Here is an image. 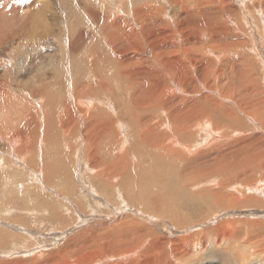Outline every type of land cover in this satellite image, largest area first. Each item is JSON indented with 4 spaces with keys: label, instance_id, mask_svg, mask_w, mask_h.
Here are the masks:
<instances>
[{
    "label": "rangeland",
    "instance_id": "1",
    "mask_svg": "<svg viewBox=\"0 0 264 264\" xmlns=\"http://www.w3.org/2000/svg\"><path fill=\"white\" fill-rule=\"evenodd\" d=\"M115 1L0 0V264H135L137 254H152L153 244L134 248L137 234L118 233L130 220L142 225L137 233L164 247L163 264H185L175 258L174 240L178 247L201 244L203 256L188 251L201 263L264 261V249H254L264 246V0ZM125 33L130 36L123 42ZM147 93L154 97L151 106L166 105L161 112L169 113V123L165 113L151 112L157 105L147 112L136 106ZM145 114L153 116L149 124L165 123L142 133ZM189 133V141L174 146L180 153H149L148 144L166 148L172 137ZM112 167L117 176L105 184ZM215 171L208 179L196 177ZM194 179L193 191L208 188L240 202L180 213L181 228L156 214L150 220L139 215L146 203L154 204L148 193L160 190L162 198L167 184L176 188Z\"/></svg>",
    "mask_w": 264,
    "mask_h": 264
},
{
    "label": "bare ground",
    "instance_id": "2",
    "mask_svg": "<svg viewBox=\"0 0 264 264\" xmlns=\"http://www.w3.org/2000/svg\"><path fill=\"white\" fill-rule=\"evenodd\" d=\"M8 1V0H7ZM105 1V0H104ZM111 1V0H110ZM115 1V0H114ZM130 1V0H129ZM137 1V0H136ZM150 1H153L154 2V0H148V2H150ZM160 1V0H159ZM116 2V1H115ZM133 2V1H132ZM141 2V1H140ZM143 2H145V1H143ZM139 3V2H138ZM19 4H21L20 2H19ZM130 4H132V3H130ZM125 5H126V3H125ZM133 5V4H132ZM5 6H7V5H5ZM5 6H4V8H5ZM24 6H26V5H24ZM36 6V5H35ZM78 6V5H77ZM145 6V5H144ZM260 6V5H259ZM88 7V6H87ZM93 7V6H92ZM137 7H139V6H137ZM34 8V7H33ZM86 8V7H85ZM99 8V7H98ZM124 8V7H123ZM125 8H127V7H125ZM14 9H16V8H14ZM28 9V8H27ZM39 9V8H38ZM79 9V8H78ZM90 9V8H89ZM100 9V8H99ZM1 11V10H0ZM12 11V10H11ZM20 11V10H19ZM27 11V10H26ZM160 11H162V10H160ZM159 11V12H160ZM258 11H260V10H258ZM9 12V11H8ZM125 12V11H124ZM2 13V12H1ZM9 14H10V12H9ZM83 14H85V13H83ZM121 14H123V13H121ZM152 14H154V13H152ZM158 14V13H157ZM157 14H155V15H157ZM5 15V14H4ZM7 15H8V13H7ZM65 15V14H64ZM96 15V14H95ZM125 15V14H124ZM85 16V15H84ZM123 16V15H122ZM3 17V16H2ZM2 17H1V19H2ZM5 17V16H4ZM7 17V16H6ZM32 17H34V16H32ZM150 17V16H149ZM151 17H153V16H151ZM150 17V18H151ZM77 18H78V15H77ZM105 18V17H104ZM64 19V18H63ZM99 19V18H98ZM79 20V19H78ZM99 20H102V19H99ZM129 20V19H128ZM136 20V19H135ZM229 20V19H228ZM65 21V20H64ZM92 21V20H91ZM96 21V20H95ZM132 21V20H131ZM102 24V23H101ZM114 24V23H113ZM147 24H148V22H147ZM92 25H95V24H92ZM83 25L81 24V27H82ZM107 26V25H106ZM109 26H115V25H109ZM85 27V26H84ZM87 27V26H86ZM71 28H72V26H71ZM88 28V27H87ZM112 28V27H111ZM110 27H109V29H111ZM82 29H85V28H83L82 27ZM35 30H37L36 28L34 29V31ZM48 30V29H47ZM74 30V29H73ZM88 30H89V28H88ZM112 30V29H111ZM87 31V30H86ZM129 31V30H128ZM74 32V31H73ZM37 33V32H36ZM75 33V32H74ZM76 34V33H75ZM74 34V35H75ZM80 34H81V32H80ZM90 34V33H89ZM92 34H93V32H92ZM86 35V34H85ZM88 35V34H87ZM119 35V34H118ZM123 36H124V40H123V42H125V40H127L128 39V37L130 36L129 34H127V33H125V34H122ZM132 35V34H131ZM95 36V35H94ZM136 36V35H135ZM134 37V36H133ZM90 38V37H89ZM93 38H95V37H93ZM93 38H91V39H93ZM97 38V37H96ZM131 39V38H130ZM129 39V40H130ZM134 39V38H133ZM80 40V39H79ZM87 40H88V36H87ZM85 41V40H84ZM94 41H96V40H94ZM103 42V41H102ZM108 42V41H107ZM106 42V43H107ZM125 44V43H124ZM62 45V44H61ZM63 46V45H62ZM81 46V45H80ZM87 46V45H86ZM95 46V45H94ZM102 46V45H101ZM107 46H109V45H106V47ZM125 46V45H124ZM96 47H99V46H96ZM103 47V46H102ZM82 48V47H81ZM95 48V47H94ZM98 50V49H97ZM100 50V49H99ZM112 50H113V48H112ZM88 52H91V51H88ZM92 52H94V51H92ZM107 52H109V51H107ZM39 54V53H38ZM64 54V53H63ZM95 55V54H94ZM101 55V54H100ZM106 55H109V54H106ZM110 56H112L111 54H110ZM114 56V55H113ZM157 56V55H156ZM81 57V56H80ZM96 57V56H95ZM105 57V56H104ZM154 57V56H153ZM106 58V57H105ZM112 59H115L114 57L112 58ZM152 60V59H151ZM82 61V60H81ZM153 61V60H152ZM221 61H223V60H221ZM97 62V61H96ZM107 62V61H106ZM24 63V62H23ZM29 63H31L30 61H29ZM33 63V62H32ZM101 63H102V61H101ZM109 63V62H108ZM157 63V62H156ZM156 63H155V65H156ZM223 63V62H222ZM230 63V62H229ZM84 64H85V67H86V69H87V67H90L91 65H90V63L89 62H87V61H84ZM47 65V64H46ZM58 65V64H57ZM56 65V66H57ZM120 65V64H119ZM154 65V66H155ZM32 66V65H31ZM43 67H45L44 65H42ZM121 66H122V62H121ZM161 66V65H160ZM43 67H41V68H43ZM28 68H29V66H28ZM38 68H39V66H38ZM30 69V68H29ZM55 69V68H54ZM67 69V68H66ZM93 69H94V67H93ZM107 69V68H106ZM38 71V70H37ZM64 71V70H63ZM83 71V70H82ZM93 71V70H92ZM99 71V70H98ZM37 73V72H36ZM49 73V72H48ZM91 73V72H90ZM34 74V73H33ZM82 74V73H81ZM164 74H165V69H164ZM168 74L170 75V73L168 72ZM8 75V74H7ZM42 75V74H41ZM51 75V74H50ZM66 75H67V73H66ZM166 75V74H165ZM164 75V77L166 78V76ZM173 75V74H172ZM59 76V75H58ZM70 76V75H69ZM141 76H143L142 74H141ZM62 76H60V78H61ZM67 77V76H66ZM81 77V76H80ZM144 77V79L145 80H147L146 78H145V76H143ZM178 77V76H177ZM33 78V77H32ZM35 78H39V77H35ZM41 78V77H40ZM50 78V77H49ZM54 77H52V79H53ZM72 78V77H71ZM165 78H163L162 77V79H165ZM31 79V78H30ZM48 79V78H47ZM58 79V78H57ZM56 79V80H57ZM82 79V78H81ZM85 79V78H84ZM177 79V78H176ZM67 80V79H66ZM97 80V79H96ZM143 80V79H142ZM39 81V80H38ZM92 81H93V79H92ZM166 81H168V78H167V80ZM59 82V81H58ZM84 82V81H83ZM85 83H87V82H85ZM88 84V83H87ZM86 84V85H87ZM44 85V84H43ZM46 85V84H45ZM48 85V84H47ZM90 85V84H89ZM1 86H2V84H1ZM5 86V85H4ZM49 86V85H48ZM173 86H175V85H173ZM44 87V86H43ZM50 87V86H49ZM52 88V87H51ZM76 88V87H75ZM135 88V87H134ZM142 88V87H141ZM1 89V88H0ZM5 89V88H4ZM91 89H93V88H91ZM34 90V89H33ZM80 90V89H79ZM82 90V89H81ZM80 90V91H81ZM54 91V90H53ZM68 91V90H67ZM75 91V90H74ZM93 91H95V89L93 90ZM145 91V90H144ZM40 92V91H39ZM86 92V91H85ZM142 92V91H141ZM4 93H6V92H4ZM33 94H34V92H32ZM42 93V92H41ZM48 93V92H47ZM76 93V92H75ZM138 93V92H137ZM30 94V93H29ZM128 94V93H127ZM146 94V93H145ZM154 94V93H153ZM25 95V94H24ZM45 95V94H44ZM79 95V94H78ZM6 96V95H5ZM81 96V95H80ZM154 96H155V94H154ZM75 97V96H74ZM25 98V97H24ZM30 98V97H29ZM69 98V97H68ZM153 95L152 94H149L148 95V93H147V95H145V96H141V97H139L138 98V105H136V106H138L139 108H140V110L141 111H143V110H145L146 108H148V109H146L145 111L147 112V111H151L152 109L150 108V107H153V106H156L159 102L157 101V103H156V101H153V106H151V102H152V100H153ZM70 99V98H69ZM86 99V98H85ZM24 100V99H23ZM81 101V100H80ZM29 102V101H28ZM33 102V101H32ZM31 102V103H32ZM163 102V101H162ZM34 103V102H33ZM36 104V103H35ZM32 105V106H36V105ZM2 105V104H1ZM86 105V104H85ZM106 105V104H105ZM104 105V106H105ZM4 106V105H3ZM37 106H38V104H37ZM147 106H150V107H147ZM23 107V106H22ZM40 107H41V105H40ZM64 107V106H63ZM90 107V106H89ZM163 107H166V105L165 106H163V103H160L159 105H157V107H153V111H151L153 114H154V109L155 110H160V112H161V110H164L163 109ZM21 108V107H20ZM42 108V107H41ZM70 108H71V106H70ZM92 108H94V107H92ZM38 109V108H37ZM83 109H84V107H83ZM88 109V108H87ZM106 109V108H105ZM27 110H28V108H27ZM69 110V109H68ZM92 110V109H91ZM90 110V111H91ZM94 110V109H93ZM108 110H109V108H108ZM2 111V110H1ZM41 111H42V109H41ZM66 111H67V109H66ZM69 113H70V111H68ZM93 112V111H92ZM139 111H137V113H138ZM156 112V111H155ZM159 112V111H158ZM104 113V112H103ZM161 113H165V119H166V121L163 119V120H161V121H159V122H157V124L156 125H152L151 123L149 124V122L150 121H152L151 119L153 118V116L152 115H149L148 116V114H145L147 117L144 119V123H143V126H144V132H142V133H145L146 134V132H147V129H149L151 126H152V128H155V127H158V126H162V123H165V122H167V123H169V121H168V117H169V113L168 112H166V110H165V112L163 111V112H161ZM106 114V113H105ZM109 114V113H108ZM142 114V113H141ZM231 114V113H230ZM89 115V114H88ZM91 115V114H90ZM113 115V114H112ZM132 115V114H131ZM138 115H139V113H138ZM143 115V114H142ZM162 115H164V114H162ZM84 117H85V115H83ZM107 116V115H106ZM117 116H119V115H117ZM126 116V114L123 116V117H125ZM135 116V115H134ZM45 117H47V115L45 116ZM45 117H43V119L44 120H42V121H47L46 119H45ZM84 117H82V118H80V119H83ZM107 117H110V116H107ZM106 117V119L107 120H109L108 118ZM115 117V116H114ZM120 117V116H119ZM129 117V116H128ZM48 118H50V117H48ZM111 118V117H110ZM136 118V117H135ZM41 119V118H40ZM61 119V125H63V124H65V121H66V118L65 117H61L60 118ZM89 119V118H88ZM93 119V118H92ZM94 119H96V118H94ZM93 119V120H94ZM102 119V118H101ZM112 119H114V118H112ZM116 119V118H115ZM119 119V118H118ZM131 119V118H130ZM49 120H51V119H49ZM97 120V119H96ZM99 120V119H98ZM111 120V119H110ZM122 120V119H121ZM124 120H126V119H124ZM41 121V122H42ZM60 121V120H59ZM78 121V120H77ZM100 121H102V120H100ZM106 121V120H105ZM131 121V120H130ZM143 121V120H142ZM141 121V122H142ZM163 121H165V122H163ZM53 122L54 121H52V124H53ZM88 122H92V121H87V123ZM108 122V121H107ZM135 122V121H134ZM140 122V123H141ZM38 123V122H37ZM36 123V125H38ZM43 123H45V122H42V124ZM48 123V122H47ZM50 123H51V121H50ZM55 123V125H57L56 124V122H54ZM79 123V122H78ZM96 122H92V124L94 125ZM100 123V122H99ZM117 123V122H116ZM59 124H60V122H59ZM73 124H75V122L73 123ZM82 124H83V122H82ZM84 124H86V123H84ZM91 124V125H92ZM112 124H114V123H112ZM121 124V123H120ZM132 124V123H131ZM135 124V123H134ZM30 125V124H29ZM33 125V126H32ZM32 125H30L32 128L35 126L34 125V123L32 124ZM46 125V124H45ZM51 125V124H50ZM76 126H77V124H75ZM74 125V126H75ZM88 125V124H87ZM1 126V125H0ZM48 126V125H47ZM52 126H54V125H52ZM73 126V127H74ZM75 126V127H76ZM86 126V125H85ZM135 126V125H134ZM168 126H169V124H168ZM208 126V125H207ZM50 127V126H49ZM55 127H57V126H55ZM93 128H97L96 126L94 127V126H92ZM103 127H106V126H103ZM136 127H138L137 125L135 126V128ZM35 128V127H34ZM33 128V130H35ZM45 128H47V127H45ZM58 128V127H57ZM60 128V127H59ZM58 128V129H59ZM93 128H91V129H93ZM99 128H101L100 126H99ZM98 128V129H99ZM108 128H110V126H108ZM139 128V127H138ZM169 128H171V125H170V127ZM206 128H209V127H206ZM3 129V128H2ZM41 129V128H40ZM56 129V128H55ZM54 129V130H55ZM62 129V128H61ZM73 129V128H72ZM71 129V130H72ZM74 129H76V128H74ZM80 128H78V130H79ZM83 129H85V128H83ZM119 129H121V128H119ZM118 129V130H119ZM28 130H30V128L28 129L27 128V131ZM33 130H31V131H33ZM101 129H99V131H100ZM121 130H123V129H121ZM120 130V131H121ZM204 130H206V129H204ZM203 130V131H204ZM26 130H23L22 131V134H27V131L25 132ZM50 131H52L53 132V130H50ZM58 131V130H57ZM75 131V130H74ZM77 131V130H76ZM93 131H94V129H93ZM137 131H139V129H137ZM47 132V131H46ZM49 132V131H48ZM59 132V131H58ZM72 132H73V130H72ZM107 132V131H106ZM132 132V131H131ZM205 132H208V131H205ZM36 133H37V131H36ZM59 133H62V132H59ZM67 133H70L71 134V131H69V132H67ZM102 133V132H101ZM107 133H110V132H107ZM135 133V132H134ZM136 133H139V132H136ZM209 134H210V132H208ZM39 134V133H38ZM112 134V133H111ZM192 133H189V134H186V135H183V136H179L178 138H176V137H172L173 138V140L172 141H168L169 142V144H168V146L166 147V148H164L163 146H161V144H148V147H149V150L151 151H149V153L151 154L152 152H154L155 153V155L153 156V157H156L157 155H161L162 157L163 156H168V157H171V152L172 153H177V152H179V151H177V150H175L174 149V146H176L179 142H181V141H189L191 138H192V136H193V134L191 135ZM34 135V134H33ZM41 135H44V137H45V135L47 136V134H41ZM119 135V134H118ZM122 135V134H121ZM130 135V134H129ZM5 136V135H4ZM36 136V135H35ZM38 136V135H37ZM36 136V137H37ZM62 136V135H61ZM69 136H74V135H68V137ZM78 137H80V135H77ZM82 136H84V135H82ZM103 137H104V135H102ZM107 136V135H106ZM112 136H115V135H112ZM134 136V135H133ZM140 136V135H139ZM143 136V135H142ZM141 136V137H142ZM102 137V138H103ZM108 137V136H107ZM106 137V138H107ZM140 137V138H141ZM63 138V137H62ZM70 138V137H69ZM81 138V137H80ZM105 138V137H104ZM109 138V137H108ZM137 138V137H136ZM5 139V138H4ZM15 139V138H14ZM25 139V138H24ZM34 139V138H33ZM68 139V138H67ZM98 139H100V138H98ZM111 139H113V138H111ZM125 138H123V140H124ZM32 140V139H31ZM35 140V139H34ZM45 140H47V139H45ZM44 140V141H45ZM108 141L110 140V139H107ZM135 140H139V139H135ZM134 140V141H135ZM37 141V140H36ZM112 141V140H111ZM122 141V140H121ZM150 140L149 139H147V142H149ZM2 142V141H1ZM8 141H6V143H7ZM33 142V141H32ZM99 142H101V141H99ZM113 142H114V140H113ZM115 142H117V141H115ZM120 142V141H119ZM127 142H128V140H127ZM127 142H126V144H127ZM139 141H137V143H138ZM42 143H43V140H42ZM88 143V142H87ZM111 143V142H110ZM189 143H191V142H189ZM4 144V143H3ZM3 144H0V146L1 145H3ZM9 144V143H8ZM11 144V143H10ZM35 144V147H36V143H34ZM48 144V143H47ZM97 144H98V142H97ZM108 144V143H107ZM123 144V143H122ZM44 145H46L45 143H44ZM93 145V144H92ZM98 145H100L101 147H102V145L101 144H98ZM97 145V146H98ZM105 145V144H104ZM103 145V146H104ZM114 147L116 146V143L114 144H112ZM120 145V144H119ZM137 145V144H136ZM139 145V144H138ZM184 145V144H183ZM189 145V144H188ZM27 146V145H26ZM29 146V145H28ZM41 146V145H40ZM86 146V145H85ZM93 146H95V145H93ZM92 146V147H93ZM99 146V148H101ZM109 146V145H108ZM107 146V147H108ZM121 146H124V145H121ZM127 146V145H126ZM145 147L147 146V145H144ZM181 146H182V144H181ZM187 146V145H186ZM73 147V146H72ZM75 147H77V146H75ZM161 147H162V150L163 151H161ZM22 148V147H21ZM24 148V147H23ZM26 149H27V147H25ZM31 148V147H30ZM97 149H98V147H96ZM95 148V149H96ZM117 148V147H116ZM124 148H125V146H124ZM123 147H122V149H124ZM90 149V148H89ZM94 149V150H95ZM109 149H111V148H109ZM28 150H30V149H28ZM33 150V149H32ZM125 150V149H124ZM152 150H154V151H152ZM90 151H91V153H93L92 152V150H89V153H90ZM98 151V150H97ZM165 152V154H161V152ZM55 152V151H54ZM83 152V151H82ZM88 152V151H87ZM95 153V152H94ZM123 153V155L120 157L121 158V160H125V154H124V152L123 151H121V154ZM180 153V152H179ZM37 155V154H36ZM35 155V156H36ZM94 155V154H93ZM92 154H91V156H93ZM88 156V155H87ZM112 156V155H111ZM37 157V156H36ZM84 157H85V154H84ZM97 157V156H96ZM167 157V158H168ZM64 158V157H63ZM98 159H99V157H97ZM28 159H30V158H28ZM71 159V158H70ZM90 159H92L93 160V158H90ZM31 160V159H30ZM60 160V159H59ZM97 160V159H96ZM108 160V159H107ZM169 160V159H168ZM65 161V160H64ZM64 161H59V162H64ZM90 161V160H89ZM93 161H95V159L93 160ZM93 161H92V165L94 166V164H96V165H98L97 163H101V161H99V160H97V161H99V162H97V161H95V162H97V163H94L93 164ZM162 161V160H161ZM30 162V161H29ZM68 162V161H67ZM71 162V161H70ZM171 162V161H170ZM45 163V162H44ZM84 163H87L86 162V160L84 161ZM90 163V162H89ZM111 163H113V162H111ZM161 163V162H160ZM41 164V163H40ZM47 164H49V163H47ZM69 163H67V164H65V165H68ZM90 164V165H91ZM162 165L164 164V163H161ZM24 165V164H23ZM52 165V164H51ZM77 165V164H76ZM102 165H103V163H102ZM168 165V164H167ZM166 165V166H167ZM16 166V165H15ZM73 166V165H72ZM99 166V165H98ZM104 166H106V165H104ZM170 166V165H169ZM51 167V166H50ZM79 167V166H78ZM91 167V166H90ZM135 167V165H133V168ZM29 168H31V166H29ZM48 168V167H47ZM87 168V167H86ZM113 168V167H112ZM24 169V168H23ZM81 169V168H80ZM92 169V168H91ZM105 169H106V167H105ZM130 169V163H128V167H127V169L124 171V170H121V172H120V175H119V177H123V173L124 174H126L127 173V171ZM165 169V168H164ZM173 169V168H172ZM101 170H103L102 168H101ZM39 171V169L36 171V172H38ZM34 173H35V171H33ZM92 172V171H91ZM94 172V171H93ZM93 172H92V174H93ZM100 172V171H99ZM163 172H165V170H163ZM171 172V171H170ZM217 171H215V172H213V173H211V172H208V173H205V174H203V175H197L196 177H198V178H203V179H208V178H211V177H214L215 176V173H216ZM32 173V172H31ZM117 173H118V170H117V168H113V169H111V170H108L107 172H106V181H105V184H108V183H110L111 184V180L113 179V178H115V176H117ZM169 173V172H168ZM39 174H40V172H39ZM91 174V175H92ZM105 174V173H104ZM163 174H165V173H163ZM101 175V172L100 173H98L97 172V174H95V175H92L93 176V178H96L97 176H100ZM2 176V175H1ZM167 175H165V177H166ZM194 176V175H193ZM38 177V176H37ZM80 178H82V177H80ZM105 178V177H104ZM171 178H173V176H171ZM189 178H191L190 176H189ZM169 179V178H168ZM29 180V179H28ZM96 180V179H95ZM101 180V179H100ZM159 180V179H158ZM157 180V181H158ZM175 180H176V178H175ZM195 180V179H194ZM99 181V180H98ZM102 181V180H101ZM151 181V180H150ZM149 181V182H150ZM153 181V180H152ZM167 181H169V180H167ZM171 182H173L174 181V179H173V181L172 180H170ZM177 181H179V179L177 180ZM185 181V180H184ZM107 182V183H106ZM160 182V181H159ZM175 182V181H174ZM186 182V181H185ZM198 182H199V180L198 181H191L190 183L188 182H186V183H180V182H177V183H174L175 184V186H177L176 188L173 186V185H171L172 183H170L169 185L167 184V186H169V189H167L166 191H161V193H163V194H161V196H162V198H160L159 196L160 195H158L160 192V190L158 191V194H156V193H154L153 191L152 192H150L151 190H149L148 192H150V193H148V195H149V198H150V201L151 202H153L154 204H151V203H146L145 204V207L143 208V209H140L138 212H139V215L142 217V215H146V218H149V220H150V218H152V215H154V214H156V217L154 216V219H158L159 221H165L166 222V224L169 222V224H172V225H174V227L175 226H177L178 228H181V224L179 223V221H178V214H180V213H187V212H190L191 211V209H193V208H196V209H198L199 210V208H201V206H202V210L203 209H206L205 208V203L207 204V203H212L216 208L217 207H223L222 209H224V206H227V205H229V203H232V205L231 206H233V205H235V204H237V202L239 201L240 202V200H229V198H225V197H223V195H220V196H216L215 194V192L214 191H216V190H210V189H203V188H199L197 191H193L192 189L195 187V186H197L198 185ZM115 183V182H114ZM134 183H135V185H136V183H138L137 181H135L134 180ZM133 183V184H134ZM141 183H143L142 181H141ZM154 183V182H153ZM153 183H149V184H147V186L149 185V188H147V186H145L147 189H150V184H153ZM157 183V182H156ZM155 183V184H156ZM166 183H168V182H166ZM109 184V185H110ZM132 184V185H133ZM144 184H146V183H144ZM163 184V183H162ZM165 184V183H164ZM164 184L162 185L163 187H164ZM97 185V184H96ZM102 185V184H101ZM112 185V184H111ZM115 185V184H114ZM113 185V186H114ZM132 185H130V186H132ZM129 186V187H130ZM140 186V185H139ZM154 186H159V185H154ZM40 187V186H39ZM93 187H95V188H97L96 186H94L93 185ZM115 187V186H114ZM123 187H125V186H123ZM122 187V188H123ZM138 187V186H137ZM160 187V186H159ZM173 187L175 188V189H177V190H173ZM222 187V186H221ZM113 188V187H112ZM111 188V189H112ZM157 188V187H156ZM161 189V188H160ZM37 190V189H36ZM43 190V189H42ZM96 190V189H95ZM143 190H145V188L143 189ZM154 190V189H153ZM97 191V190H96ZM112 191H116V190H111V193H112ZM128 192H129V190H127ZM39 192V191H38ZM91 192V191H90ZM90 192H88V193H90ZM107 193V192H106ZM138 193L140 194V188H138ZM146 193V192H145ZM211 193H213V194H211ZM35 194V193H34ZM38 194V193H37ZM41 194V193H40ZM104 194V193H103ZM110 194V193H109ZM223 194V193H222ZM236 194V193H235ZM88 195V194H87ZM92 195V194H91ZM106 195V194H105ZM110 195H112V194H110ZM117 195V194H116ZM123 195V194H122ZM135 195H137V194H135ZM141 195V194H140ZM39 196V195H38ZM125 196V195H124ZM120 197V196H119ZM126 197V196H125ZM128 197V196H127ZM133 197V196H132ZM138 196H136V198H137ZM41 198V197H40ZM108 198H109V196H108ZM98 200V199H97ZM101 200V199H100ZM122 201V200H121ZM138 201V200H137ZM243 201H245V200H243ZM243 201L241 202L242 204H243ZM247 201V200H246ZM35 202V201H34ZM73 202V201H72ZM130 203V202H129ZM86 204V203H85ZM102 206V205H101ZM41 207V206H40ZM50 207V206H49ZM228 207V206H227ZM244 207V206H243ZM33 208V207H32ZM34 209V208H33ZM67 210V209H66ZM197 210V211H198ZM141 211V212H140ZM166 211V213H167V211H168V214H166V213H164L163 214V212H165ZM192 212V211H191ZM36 213V212H35ZM195 213H196V211H195ZM195 213H193V214H189L188 216H195L196 217V214ZM200 213H203V212H200ZM260 214V213H259ZM210 217V216H209ZM262 217V216H261ZM260 217V218H261ZM142 219V218H141ZM153 219V220H154ZM192 219V218H191ZM199 219V218H198ZM144 220V219H143ZM168 222H167V221ZM188 220H189V218H188ZM187 220V221H188ZM116 221V220H115ZM186 221V219H183V221L181 220V222L182 223H184V225L185 224H188V222ZM134 222H137V221H134ZM156 222H157V220H156ZM152 223H154V222H152ZM192 223V222H191ZM198 223V222H197ZM111 225L110 226H112V223H110ZM194 224V223H193ZM235 224V223H234ZM159 225V224H158ZM252 226H256V223H253L252 224ZM142 227V225L139 223V224H135L134 223V225H131V220L129 221V223H127V224H121L120 226H118L116 229L118 230V233H120V235L121 236H123V234L124 233H127V234H132L133 232L135 233V234H137L138 235V237L136 238V241H135V246H134V248H139L140 247V245H142V244H149L150 246H151V249L153 250V252H152V254L150 255V256H147L145 259H141V254H137L136 255V260H135V264H145V263H149L150 261H151V263L150 264H163L162 262H161V260L160 259H162V254H163V246H161V247H159L157 244H154V243H157V242H155V240L156 239H150V240H147V236H145V235H141V234H139V233H137L138 231H137V229L138 228H141ZM168 227V226H167ZM166 228V227H165ZM176 228V227H175ZM183 228V227H182ZM120 229V230H119ZM147 229V228H146ZM168 229V228H167ZM143 230V229H142ZM150 231V230H149ZM146 232V231H145ZM175 232V231H174ZM186 233V232H185ZM226 233H229V232H226ZM148 235V234H147ZM196 235V234H195ZM188 237V236H187ZM133 240V239H132ZM183 240L184 241H187L188 240V238H183ZM250 240V239H249ZM226 241V240H225ZM218 242V241H217ZM216 242V243H217ZM132 243V241L130 240V242H129V244H131ZM134 243V242H133ZM256 243V242H255ZM171 249H172V251H174V253H175V258L177 259V260H179V261H184V263L185 264H195L196 262H198V264H220L218 261L217 262H215V261H208V262H202L201 263V261H199V260H193V258L194 257H192V255L188 252V251H190V250H192V251H198V253L200 254V256H203L204 255V253H205V251L206 250H204V249H198V246L200 245V246H202L201 244H196L195 243V246L193 245V244H187V245H184V246H182V247H178V246H176L175 245V240L174 241H172L171 243ZM159 245H161V244H159ZM165 245H166V243H165ZM169 245V244H168ZM243 245H245V244H243ZM111 247V246H110ZM163 247V248H162ZM203 247V246H202ZM258 247V248H257ZM259 248L260 249H264V246L263 245H261V243H258L257 245H255L254 246V249L255 250H259ZM115 252H117V250H114ZM147 251V250H146ZM104 252V251H103ZM148 252V251H147ZM261 252V251H260ZM258 253V252H257ZM104 254V253H103ZM149 254V253H148ZM193 254V253H192ZM236 255H237V257L238 258H241V261H244V260H246V258H245V255L244 254H237L236 253ZM114 257V256H113ZM117 257V256H116ZM118 258V257H117ZM123 258V257H122ZM132 258V257H131ZM108 259H110V258H108ZM111 259H112V257H111ZM134 259V258H133ZM165 259H167V258H165ZM164 260V259H163ZM119 263V262H118ZM131 264H134L133 262L131 263ZM222 264V263H221ZM256 264H264V261H257L256 262Z\"/></svg>",
    "mask_w": 264,
    "mask_h": 264
}]
</instances>
